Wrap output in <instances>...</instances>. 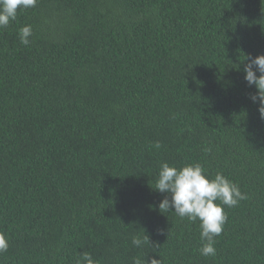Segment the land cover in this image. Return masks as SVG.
I'll list each match as a JSON object with an SVG mask.
<instances>
[{
  "label": "trees",
  "instance_id": "16d2710c",
  "mask_svg": "<svg viewBox=\"0 0 264 264\" xmlns=\"http://www.w3.org/2000/svg\"><path fill=\"white\" fill-rule=\"evenodd\" d=\"M249 55H264V0L18 10L0 28V264H76L85 251L98 264H264V120L244 79ZM163 162L200 163L246 195L222 205L214 256L198 251L199 221L160 212Z\"/></svg>",
  "mask_w": 264,
  "mask_h": 264
},
{
  "label": "clouds",
  "instance_id": "9594fccd",
  "mask_svg": "<svg viewBox=\"0 0 264 264\" xmlns=\"http://www.w3.org/2000/svg\"><path fill=\"white\" fill-rule=\"evenodd\" d=\"M36 3L37 0H0V28H6L11 21H15L18 10L35 7ZM18 35L20 43L27 46L32 36V26L24 25L19 29ZM244 59L248 61L243 69L244 79L250 87L254 85L257 89V93L251 95L250 99L253 103L258 102V112L264 120V55H249ZM155 190L164 194L158 205L160 212L172 210L181 219L199 221L202 244L198 251L202 256L216 254L215 238L223 232L227 221L222 205L234 207L247 198L238 185L222 173L218 172L214 178H209L200 163H188L179 168L170 166L167 162L161 163L155 180ZM132 244L141 248L144 244H149V239L146 235L143 238L134 236ZM7 248L8 242L0 234V253ZM76 264H98V261L90 252L85 251L78 254ZM132 264H161V261L156 258L147 261L136 256L132 258Z\"/></svg>",
  "mask_w": 264,
  "mask_h": 264
}]
</instances>
